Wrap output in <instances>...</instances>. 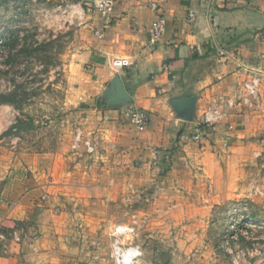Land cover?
I'll use <instances>...</instances> for the list:
<instances>
[{"label": "rangeland", "instance_id": "obj_1", "mask_svg": "<svg viewBox=\"0 0 264 264\" xmlns=\"http://www.w3.org/2000/svg\"><path fill=\"white\" fill-rule=\"evenodd\" d=\"M79 4L87 7L81 0H0V91L15 83L35 91L19 108L0 106L16 126L0 134L1 144L14 152L11 169L23 175L29 174L27 157L51 155L63 141L70 143L86 116L79 109L85 103L73 107L65 99V64L82 26ZM23 42L41 47L10 60ZM215 125L201 122L190 140L178 133L176 145L151 147L152 156L144 158L121 152L129 148L126 140L121 149L105 148L102 138L90 135L94 150L83 142L80 165L93 169L95 178L79 179L93 184L92 194L61 201L54 188L25 182L33 215L21 223L23 234L55 250L63 221L78 248L76 264H122L114 255L116 239L124 250H140L132 264H264V149L249 160L247 149L211 140ZM39 208L44 211L36 221Z\"/></svg>", "mask_w": 264, "mask_h": 264}, {"label": "crops", "instance_id": "obj_2", "mask_svg": "<svg viewBox=\"0 0 264 264\" xmlns=\"http://www.w3.org/2000/svg\"><path fill=\"white\" fill-rule=\"evenodd\" d=\"M81 1L87 7L77 8L82 26L77 49L65 64V99L73 107L85 103L79 109L86 116L70 143L63 141L51 155L27 157L26 175L11 169L14 152L0 139V264H76L78 248L63 221L55 250L23 234V222L33 215L25 182L43 184L47 191L54 188L61 201L90 196L95 171L81 169L80 156L83 141L91 142L92 135L102 138L105 148H120L119 142L126 140L129 148L121 152L152 156L151 147L176 145L178 133L181 141L190 140L205 105L236 95L242 81L255 73L260 77L257 104L234 109L208 135L231 150L247 149L249 160L264 149V0H114L108 19L94 8V0ZM160 17L164 31L153 41L151 24ZM115 56L133 64L114 68L110 59ZM128 104L149 113L144 130L129 124L124 114ZM11 125L9 114L0 111V134ZM77 131L81 141L73 149ZM81 177L89 180L80 182Z\"/></svg>", "mask_w": 264, "mask_h": 264}, {"label": "built area", "instance_id": "obj_3", "mask_svg": "<svg viewBox=\"0 0 264 264\" xmlns=\"http://www.w3.org/2000/svg\"><path fill=\"white\" fill-rule=\"evenodd\" d=\"M151 5L152 7H158L155 1H151ZM93 6L101 17L108 19L114 6V0H94ZM193 16V13H189V18H193ZM163 31L164 19L160 17L154 20L151 24L150 39L153 41L156 40ZM132 64L133 61L127 57L115 56L110 59V65L114 68H123ZM259 85V75L255 73L251 74L248 78L242 81L240 89L234 97H219L218 99L207 103L202 113L201 122L206 125L217 123L227 119L234 109L242 110L244 107H250L256 104L258 100ZM124 114L128 118L130 124L138 131L144 130L150 122L149 113L136 107L134 104H128L124 108ZM201 122H199L198 125H200ZM197 131H199V129ZM197 137L198 135H194V139H197ZM80 141L81 134L77 131L74 136L73 147H76ZM83 142L88 151L94 150V146L90 141L84 140ZM118 242L119 241L116 239L113 247L116 260H120V258L123 259L124 252V249H122Z\"/></svg>", "mask_w": 264, "mask_h": 264}, {"label": "trees", "instance_id": "obj_4", "mask_svg": "<svg viewBox=\"0 0 264 264\" xmlns=\"http://www.w3.org/2000/svg\"><path fill=\"white\" fill-rule=\"evenodd\" d=\"M15 38V37H14ZM17 44V38L16 39H11L9 43H7L8 46V52L11 49H14V47ZM41 46H34L30 47V44L27 42H23L22 46L20 49L16 50L15 55H11L9 53L10 57L9 59L12 60L14 59V56H17L18 54H21L23 56L30 57L32 54H34ZM32 93L34 94L35 91ZM30 91H28L26 85L24 83H18L14 84L13 87L7 91H0V104H11L15 108H19L22 102L26 101L31 97L32 94ZM16 128L15 124H13L9 129H7L5 132L10 131L11 129Z\"/></svg>", "mask_w": 264, "mask_h": 264}, {"label": "clouds", "instance_id": "obj_5", "mask_svg": "<svg viewBox=\"0 0 264 264\" xmlns=\"http://www.w3.org/2000/svg\"><path fill=\"white\" fill-rule=\"evenodd\" d=\"M140 255L141 252L138 248L128 249L125 252L124 258L122 260V264H132L133 259Z\"/></svg>", "mask_w": 264, "mask_h": 264}, {"label": "bare ground", "instance_id": "obj_6", "mask_svg": "<svg viewBox=\"0 0 264 264\" xmlns=\"http://www.w3.org/2000/svg\"><path fill=\"white\" fill-rule=\"evenodd\" d=\"M127 250H124V252H123V258H124V255H125V252H126Z\"/></svg>", "mask_w": 264, "mask_h": 264}]
</instances>
